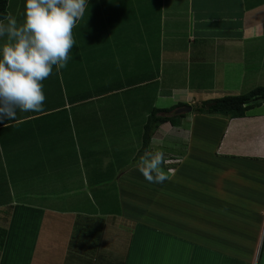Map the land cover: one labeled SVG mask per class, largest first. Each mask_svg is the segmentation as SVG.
Here are the masks:
<instances>
[{"label": "crops", "instance_id": "1", "mask_svg": "<svg viewBox=\"0 0 264 264\" xmlns=\"http://www.w3.org/2000/svg\"><path fill=\"white\" fill-rule=\"evenodd\" d=\"M10 1L13 3L11 7ZM7 12V15L23 21L24 14L20 15L24 11L18 0L8 1ZM73 37L76 44L66 68L59 72L54 69L53 74L43 81L46 95L43 110L18 111L15 120L0 121V151L11 158L16 156L24 160L17 179L19 170L11 173L8 165L0 170V177L11 186V192L17 193V201H11L8 210L0 207V223L6 222V227L0 230V264H70L71 261L72 264H83L84 261L87 264H114V258L123 257L121 253L126 246L123 264L127 261L154 264L162 249H168V254L182 251L180 242L193 246L190 261L194 258L195 243L207 245V251L213 250L211 228L193 226L200 217L196 214L199 211H193V216L183 211L177 213V223L173 221L174 217L168 218L175 227L159 226L160 215L152 212L162 211L163 206L155 202L156 196L147 200L138 193L133 195L128 188L133 184V175H143L136 171L137 167L127 170L120 167L122 164L117 160L108 162L106 157L112 152L110 150L102 154L106 156L102 166L97 158L101 155V146H104L100 141L113 136L107 122L114 119L116 103L110 97L126 90H138L137 98L141 100L150 89L149 85L153 84L157 95L152 106H169L155 105L161 100L158 96L163 93L165 98H170L171 93V89L162 83L165 50L172 52L173 66L182 61L190 66L199 65L200 69L206 61L203 56L208 50L206 42L222 43L224 51L219 47L218 52L222 55L223 51L225 56L215 67L219 73L214 68L211 72L223 79L220 87L237 90L242 87L248 71L252 74L250 82H259L257 86L264 87V0H88V8L73 29ZM261 41V65L247 67V60L259 58L256 52L262 47ZM117 51L121 59H125L122 65L126 69V82L120 79L121 84L117 83V72L108 71L107 57L111 53L119 59ZM118 62L114 68L118 69ZM106 66L108 72L103 70ZM109 73L111 78L106 77ZM194 79L186 73L183 87L174 89L178 96L174 104L181 102L191 106L198 102L199 86ZM146 118L136 126L132 137L141 139ZM181 119L177 126L169 122L159 125L148 147L152 151L174 150L177 160L180 158L176 172L186 181L179 186V193L176 188L172 189L175 195L187 196L188 201L197 193L202 196L199 187L203 188L204 179L220 187L219 183H223L229 172H236V182L242 184L245 170H258L260 175L253 173L249 177H253L259 186L263 184L264 101L247 110L243 117L203 114L189 118L188 127L191 129L187 141L190 139V145L186 140L174 139L170 147L172 139L168 132L174 128L179 130L184 116ZM124 120L128 121L130 130H134L129 119L124 116ZM216 122L220 127L216 146L209 148L212 156L200 148L196 153L201 154L189 161L190 153L197 149L194 148L196 143H191L192 139L196 136L205 139L202 136L204 129L212 132ZM98 130H106L109 134L100 136L96 133ZM178 144L187 148H184L186 151L182 157ZM27 168H30L29 172L22 174L21 171ZM196 174L199 176L195 182ZM257 177L260 180H255ZM169 181L152 183L155 194L161 193ZM188 182L194 184L190 186ZM177 183L172 181L171 188L173 184L177 187ZM103 186H111V189ZM18 192L23 197L18 196ZM205 198L206 195L203 202L207 200ZM163 201L162 198L160 203ZM210 201L212 212L216 207L223 209L220 203L213 207L218 203L216 198L214 202ZM249 201L257 208L264 206L263 198ZM150 208L155 211L149 215ZM185 228L192 239L180 235V229ZM198 235L201 237L197 240L195 236ZM118 236L119 248L113 242ZM262 236L261 232L259 249ZM171 237L173 243L169 240ZM121 238L127 239V245ZM221 241L222 238L218 240ZM136 253L142 254V258Z\"/></svg>", "mask_w": 264, "mask_h": 264}, {"label": "rangeland", "instance_id": "2", "mask_svg": "<svg viewBox=\"0 0 264 264\" xmlns=\"http://www.w3.org/2000/svg\"><path fill=\"white\" fill-rule=\"evenodd\" d=\"M15 2V0H13ZM19 7H21V10L24 11L25 8V0H18ZM11 4L12 1L9 2L10 7L12 6ZM24 12L21 13L20 17H22ZM260 44L262 47L260 48L259 51L256 52L257 55H259V58L254 59V60H247L249 62H246L247 67H252L253 65H261L260 63L261 58L260 56L262 55L263 51V42L261 41ZM219 47H222L223 50V44L222 43H213L212 41H207L206 42V48H208L207 52L203 54L205 58V62L203 66L200 67L199 65L194 66V64L184 63L180 61L179 65L173 66V54L171 51H166L164 52L163 60L164 64L162 65L163 69V79L162 83L164 86L167 88L171 89V93L169 94L170 98L164 97V94L162 93V96H158L161 100H157L155 105L157 106H166V105H173L174 101H177L178 96L175 94V87H183V83L186 78V73L190 77H194V81L196 80L197 86H199V91L196 93V98L198 99V102L195 104H191L193 107L192 111L189 112H184L183 116L184 119L182 121V126L180 124V129H173L172 131L170 130L168 132V137L171 138L170 144L168 146L172 147L171 145L173 144L174 139H179L180 141L188 139V134L190 133V129L188 127L189 121L188 119L197 115H203L200 114L195 110V107L201 104L202 102H205L206 100L213 99L215 97H221L225 95H237L241 93H246L249 91L251 88H253L256 84L259 85V82H250L252 81V74H249L251 71H248L242 87L239 86L237 90H225L224 87H220L221 82L223 79L219 78L216 73L218 72V69L215 67L217 66L219 60L222 61L224 59L223 56L225 54L222 51V55H219ZM219 51V52H218ZM117 54L119 56V59L112 56L111 53H109L107 57V62H108V71L112 73V71L117 72L116 78H117V83L121 84V80L125 83V77L124 73L126 72L125 67H123V63L125 59H121L119 52L117 51ZM199 54L196 56L198 57ZM220 56V58H219ZM227 57H230L229 54ZM258 57V56H257ZM119 60V62H118ZM157 61V59H154ZM110 61V62H109ZM116 62H118V69L114 68L116 66ZM192 62V60H191ZM110 63V64H109ZM191 68V70L189 69ZM114 68V69H113ZM196 68V70L192 71V69ZM198 68V69H197ZM213 68L215 69L216 73L212 74L211 72L213 71ZM262 68V67H261ZM105 72L107 71V66L105 69H103ZM187 70H190V72H187ZM192 71V73H191ZM103 73L104 77L106 73ZM118 72H121L119 74ZM108 78H111L112 76L110 73L106 76ZM164 81V82H163ZM219 83V84H217ZM82 84L85 86L86 83L82 81ZM153 84L149 85L150 89L147 90V94L142 97V99H138V90H131V91H123L119 93L118 95L110 97L113 98L114 103H116L114 115H113V120L110 122H107V127H109L110 133H112L113 136H107V138H104V140L100 141V143L104 146H101V155L97 156L98 160H100V164L103 166V159L108 160V162H114L117 160V162L120 165V167H123L124 169L129 170V168H136L137 163L139 160V157L143 154V150L141 148V139L139 137H132L135 133V128L136 126L141 123L143 119L149 114L150 110L153 108L152 106V101L153 98L157 95V91ZM161 85V83H160ZM148 87V88H149ZM176 95V96H175ZM158 103V104H157ZM162 103V104H159ZM185 106V105H183ZM178 107V108H182ZM176 108L175 111L178 109ZM107 115V113H106ZM205 115V114H204ZM124 116L126 120L129 119L130 125L134 128V130H130V128L127 125V122L124 120ZM206 116H211V117H217L216 115H206ZM221 117V116H218ZM180 120H182V117H177ZM180 122V121H179ZM170 124V123H169ZM169 124H166V126H169ZM197 125V121H196ZM192 127V125H191ZM220 123L216 122L213 125L212 132L206 131L204 129L202 136L206 137L205 139H200L197 136L194 137L191 141L193 145L196 143V146L194 148H197L196 150H193V152L190 153L189 155V161H192L197 154L198 156L201 154H198V150L200 148H203L206 150L209 154V157L212 156V152L209 149L210 147H213L214 145L216 146L218 138L216 137L217 135V130H219ZM130 130V131H128ZM134 131V132H133ZM96 133H98L100 136L107 135L109 133L106 132V130H98ZM137 134V133H136ZM190 139L186 142V144H189ZM15 147H17V143L14 144ZM140 145V146H139ZM179 146V151H181V157L185 153L186 148L182 144H178ZM175 148V147H174ZM187 149V148H186ZM107 150H110L108 154V157H106L104 154ZM166 156L167 164L165 165V171L169 172L171 175V181L167 183V185L164 186L162 192L155 194V185L152 183H149L147 180H145L144 177L141 176H132L131 177V183L133 181L132 186H129L128 188H131V192L133 195L135 193H138L137 195H142L145 196V198H148L147 200L152 199L153 196H156L155 202L162 204L163 210L162 211H156L152 212L154 214H159V219H158V225L159 226H164V227H175V223L177 221L175 220V217L177 216V213L180 214L182 211L186 212L188 214L192 213L193 211H199V213H196L197 215L199 214L200 217L197 218L196 222H194V225L197 229H201L204 227L206 229H210L213 231L212 235V245L211 247L213 250L207 251V248L200 243H195V254L194 258L192 261H190V258L193 255V246L191 244L187 243H182L180 242L181 246H183L182 251H178L175 254H168V249L167 251L162 249L159 251V256L160 258L154 259V264H185V262L188 263H193V264H253V259H255L254 264H264V246L261 250V252L258 254L260 251L259 249V239L261 237V232L263 234L264 238V206L261 208L254 203L250 202L249 200H255L257 198H263L264 199V182L262 185L259 186L257 181L255 182L253 177V173L256 175H260L258 170L256 171H247L245 170L243 173V179H242V184L240 182H236L235 174L236 172H229L227 174L226 179L219 183L220 187H217L218 185H215L214 183L210 184V180L204 179L203 181V188L199 187L200 196L198 193L195 194L194 196L188 198L187 196L181 197L178 194L175 195L174 191L172 189H177V193H179V186L184 185L182 181H186L183 175L179 174L176 172L178 164L181 162L180 158L177 160L178 156L173 154L175 153L174 150L169 151L167 150L166 152L163 151ZM23 157V155H22ZM106 157V158H104ZM174 160H177L176 162ZM23 159L19 157H12L10 155L3 154V152L0 151V170L3 171L2 167L7 166L11 173L13 171H18L20 166L23 163ZM99 162V161H98ZM188 162V161H187ZM116 164V162H115ZM116 166V165H115ZM167 168H172V170H167ZM30 168L24 169L22 174H25L26 172H29ZM126 170V171H127ZM138 171V168L136 169ZM127 173V172H125ZM140 173V172H139ZM20 170L18 173H16V179L20 175ZM128 174V173H127ZM137 174V172H136ZM264 174V173H263ZM198 174L195 175V182L197 181ZM0 207L3 206V210H8V206L12 205L11 201H17V193L14 194V192H11V186L7 184L6 180L2 177H0ZM145 180V181H144ZM180 181V183L177 181ZM255 180H260V177L256 178ZM263 179H261L262 181ZM174 181V183H177L178 186L171 188V182ZM141 182H144L145 185H143ZM105 184V183H104ZM139 184V185H138ZM190 186L194 184V182H188ZM237 184V185H236ZM134 185H138L137 187H134ZM238 188V194L236 191V187ZM107 188L108 190L111 189V186H103ZM188 187V186H187ZM103 189L102 187H100ZM263 188V189H262ZM10 194H9V191ZM186 190V189H185ZM185 195L187 194L188 190L185 191ZM21 193L18 192V196ZM206 195L207 199L206 201L203 202V198ZM20 197H23L20 195ZM11 198V200H10ZM163 198V202H161ZM215 198L218 203L217 204H222L223 209H219L218 207L215 208V210L212 212V203L211 199L213 202L215 201ZM10 202V204H9ZM249 202V203H248ZM127 203V202H126ZM139 204V203H138ZM137 204V205H138ZM111 207H113V203L109 204ZM116 205L119 207L117 201ZM200 209V210H199ZM119 211V209H118ZM117 211V212H118ZM152 210L151 208L148 210L149 215L152 214L150 213ZM206 212L205 216L203 217V213ZM209 212V213H208ZM212 212V213H210ZM191 216V217H192ZM173 218L174 222H169L168 218ZM3 221H6L4 219ZM132 223H130L131 225ZM133 224V225H137ZM6 227V222H3V224L0 223V230L4 229ZM180 235L182 237L186 238H191L192 235L186 234V231L188 228L180 229ZM221 232V233H220ZM201 237V235L195 236V238L198 240ZM119 238L116 237L114 238L115 241L114 244H116L119 248V243L117 239ZM222 238L221 242H218L219 239ZM124 240L125 245H127V239L126 238H121ZM169 240H172L173 243V237H171ZM202 242V241H201ZM262 244V242L260 241ZM111 244V243H110ZM260 244V247H261ZM113 246V243L111 244ZM191 247L189 250L188 248ZM217 248V249H216ZM126 249L127 246L124 248V251L121 253L122 258H114V264H123L124 263V255L126 254ZM187 250L190 255H188ZM89 253V252H88ZM136 256L139 258H142V254L136 253ZM153 260H151L152 262ZM91 263V261H90ZM72 264V261L71 263ZM74 264V263H73ZM83 264H87L86 261H84ZM126 264H133L129 263L127 261Z\"/></svg>", "mask_w": 264, "mask_h": 264}, {"label": "clouds", "instance_id": "3", "mask_svg": "<svg viewBox=\"0 0 264 264\" xmlns=\"http://www.w3.org/2000/svg\"><path fill=\"white\" fill-rule=\"evenodd\" d=\"M87 8L88 0H25L22 22L0 18V121L43 110V81L66 68L76 44L73 29ZM166 164L163 151L149 148L137 168L149 183H163L171 179Z\"/></svg>", "mask_w": 264, "mask_h": 264}, {"label": "trees", "instance_id": "4", "mask_svg": "<svg viewBox=\"0 0 264 264\" xmlns=\"http://www.w3.org/2000/svg\"><path fill=\"white\" fill-rule=\"evenodd\" d=\"M9 0H0V18L7 16V5ZM264 101V87L257 86L237 95H225L221 97H215L213 99L206 100L198 106L195 110L200 114H220L234 117H243L247 110L254 106L260 105ZM185 105L184 103L178 102L167 107H153L143 125L142 136H141V148L143 151L149 149L151 137L159 125L169 122L173 126H177L179 118L183 117L184 112L176 113L175 109ZM193 110V107H192ZM264 246V238L260 247L261 252ZM258 253V254H259Z\"/></svg>", "mask_w": 264, "mask_h": 264}, {"label": "water", "instance_id": "5", "mask_svg": "<svg viewBox=\"0 0 264 264\" xmlns=\"http://www.w3.org/2000/svg\"><path fill=\"white\" fill-rule=\"evenodd\" d=\"M191 109H192L191 106H183L182 108H178L175 112L176 113L189 112L191 111Z\"/></svg>", "mask_w": 264, "mask_h": 264}]
</instances>
